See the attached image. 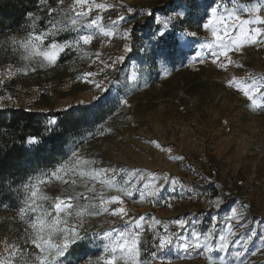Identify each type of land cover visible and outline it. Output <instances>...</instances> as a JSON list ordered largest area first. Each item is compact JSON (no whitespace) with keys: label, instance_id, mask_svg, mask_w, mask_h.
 Segmentation results:
<instances>
[{"label":"rangeland","instance_id":"rangeland-1","mask_svg":"<svg viewBox=\"0 0 264 264\" xmlns=\"http://www.w3.org/2000/svg\"><path fill=\"white\" fill-rule=\"evenodd\" d=\"M41 1L38 15L57 8L71 13L68 23L77 21L73 25L76 38L47 44L34 32L35 19L27 29L0 36V108L17 106L44 112L89 105L97 110L115 99L123 106L111 117L108 135L85 144L70 158L58 180L38 190L28 218L17 221L15 214L0 210V262L41 264L37 258L27 260L30 254L43 255L32 240L41 220L45 225L41 235L48 238V228L58 217L57 231L50 235L53 245L62 244L74 229L76 239L91 248L104 243L111 253L107 259L112 258L119 234L125 232L138 238V264H264V35L259 37L260 43L233 45L236 32L230 29L232 38L224 37L231 46L227 57L214 56L223 49L212 31L203 27L210 18L209 10L200 32L186 29L177 33L179 48L192 52L177 73L162 68L159 82L149 87L143 83L125 87V94L119 95L120 80L114 72L124 59L117 57L129 52L124 49L129 48L133 24L165 0H88L83 7L74 5V0ZM89 5L92 10L87 17L76 16ZM253 5L264 17L262 0H216L213 7L225 16L232 11L241 19H254L246 10ZM178 14L183 16L182 11L174 13ZM155 19L162 21L159 31L167 33L160 14L155 13ZM256 27L264 32V25L255 23L246 30ZM222 29L223 25L218 35L223 36ZM106 31L112 35L105 36ZM83 34H91L93 39L87 45H77L75 41ZM30 35L42 37L34 41L38 52L49 50L52 44L70 47L49 63L21 47ZM120 75L128 83L135 82L137 64L131 62ZM244 88L252 99L244 95ZM195 154L203 157V183L190 187L209 195L207 205L196 212L179 195L187 182L181 161ZM91 173L99 175L93 179ZM233 178L243 180L244 186L227 189V180ZM74 197L81 200L82 208L73 212ZM163 199L170 201L168 211L161 207ZM58 200L64 202L60 213L54 207ZM163 221L178 230L167 233L170 243L163 248L159 246L161 238L157 239L156 262H152L145 253L146 239ZM33 222L37 223L35 229ZM65 228L69 232L62 231ZM221 235L229 241L227 250L218 248ZM206 239L211 252L203 248ZM197 243L201 247H196ZM190 245L197 254L190 253ZM237 252L243 255L237 258ZM116 256L115 264H125L119 250ZM70 261L62 256L58 264H95L91 259Z\"/></svg>","mask_w":264,"mask_h":264},{"label":"trees","instance_id":"trees-1","mask_svg":"<svg viewBox=\"0 0 264 264\" xmlns=\"http://www.w3.org/2000/svg\"><path fill=\"white\" fill-rule=\"evenodd\" d=\"M215 3L213 0H165L149 15L136 21L130 32V51L114 72V77L120 80L118 94H125V87H140L141 83L149 87L159 82L162 68L177 73L192 54L179 48L177 33L186 29L200 32L209 15V5L213 7ZM41 8V0H0V36L27 29L35 19L34 32L42 35L47 44L76 38L74 26L68 23L71 17L68 10L57 8L38 15ZM177 11H182L183 16L174 15ZM155 13L160 14L168 26L164 44H158L154 36L162 22L155 19ZM131 62L137 64L138 78L128 83L120 73H126ZM88 106L44 112L17 106L0 108V210L15 214L17 221L28 218L31 206L38 199L31 197L32 186L36 185L38 192L58 180L70 158L85 144L110 133L111 117L123 105L115 99L104 109ZM30 137L37 142L29 145ZM57 169L61 170L56 173ZM80 202L78 198H72L70 208L73 212L82 208ZM110 256L104 243L97 242L91 248L82 239L69 244L63 255L66 261L91 259L95 264H103ZM36 258L32 254L27 256V260Z\"/></svg>","mask_w":264,"mask_h":264},{"label":"snow or ice","instance_id":"snow-or-ice-1","mask_svg":"<svg viewBox=\"0 0 264 264\" xmlns=\"http://www.w3.org/2000/svg\"><path fill=\"white\" fill-rule=\"evenodd\" d=\"M216 0H213V3H215ZM262 3H264V0H262ZM74 5L76 6H85L88 5V0H74ZM97 8L104 7L103 5H95ZM210 9V18H208L207 23L203 25L205 29H210L212 31L213 37L217 40L220 41V44L218 45L219 48L223 49L220 51L218 54L213 53L214 56H224L227 57L228 55V50L230 49V45L227 44L224 41V37H229L230 39L232 38V34L229 31L230 29L234 30L236 32V36L234 39H232V44L233 45H240L241 42L243 41H249L252 43H260L261 40L259 37L264 35V32L261 31L259 27L252 28L246 30V26L250 24H257V25H264V17L260 16L258 12L260 9L256 6L253 5L251 8L246 9L250 15L254 16V19H241L238 15H236L232 11H228L227 16L224 15V13H221L218 11V7H212L209 5ZM75 10V9H74ZM92 10V6L89 5L87 7L86 11H79L76 12L77 17H87L89 12ZM121 20L123 19L122 17L120 18ZM76 20H72V24H76ZM92 25L96 24V20H92L90 22ZM223 25V36L218 35V29L219 27ZM105 36H111L112 33L110 31L104 32ZM127 33H125V39L127 38ZM154 36L157 38L158 44H164L166 39H167V33L163 30L159 31L157 34H154ZM93 39V35L91 34H83L78 37V40L75 41V43L78 45L80 42L83 44L87 45L89 42ZM42 37L39 35L36 36H29V39L27 40L26 43H23L21 47L24 48L25 52L28 53L29 55H37L43 56V59L45 61H48L49 63H54L57 57V54L59 52H63L66 47H70V45H64V44H52L49 50L47 51H42L38 52L37 47L38 45L34 43V41H41ZM211 48L212 46L209 45ZM126 52L130 51V49L125 46L124 49ZM163 54V52H162ZM124 57H117V60H123ZM212 62L215 64L217 63V59H213ZM116 61H113V64H115ZM87 75H92L91 73ZM99 87V85H97ZM244 95L248 97V99H252V95L249 91V89L244 88ZM37 141L35 138H29L27 140V143L29 145L35 144ZM78 163H89L88 161H83ZM61 169H57L56 173H58ZM101 172L105 171L103 169L100 170ZM56 173H53L55 175ZM81 175H84V173H81ZM93 179L97 178L99 173H91ZM42 182V181H41ZM31 197L35 199L37 197V187L36 185L32 186V191H31ZM41 199H47V197H41ZM115 202V198H113V201ZM63 201L58 200L54 207L56 209L57 213H60L63 205ZM122 211V210H118ZM115 215L116 213H112ZM60 223L59 218L57 217L56 220H53L51 222V225L48 228L49 231V237L45 238L41 233L45 231V225L44 222L41 220L39 222V232L36 233L35 239L32 240V243L35 245L36 248L40 249L43 255L38 256L37 259L41 261V264H58V260L60 257H62L65 252L67 251L69 247L70 242H74L76 237L78 236V233L73 229L71 230V235L70 236H65L64 241L62 244H56L53 245L50 239L51 233L57 231L56 225ZM34 229L37 227V223L33 222L31 225ZM181 227H184L183 222L180 224ZM64 232H69V229L65 228L62 229ZM229 234L232 233L233 229L229 228L228 229ZM107 235V234H106ZM220 244L218 245V248L220 250H227L229 248V241L226 239L224 235H221L219 237ZM170 243V240L168 238H161L159 241V246L163 248L166 244ZM196 247H201L199 243L196 244ZM203 248L206 252H211L212 248L209 246L207 239L205 240V243L203 245ZM119 250L121 253V257L124 261L125 264H138V238L133 235V234H127L125 232H121L117 238V242L113 244L112 246V258L111 259H106V264H115V261L117 259L116 252ZM243 253L237 252L236 256L239 258ZM0 264H9L8 261H3L0 262ZM221 264H223V261H221Z\"/></svg>","mask_w":264,"mask_h":264},{"label":"built area","instance_id":"built-area-1","mask_svg":"<svg viewBox=\"0 0 264 264\" xmlns=\"http://www.w3.org/2000/svg\"><path fill=\"white\" fill-rule=\"evenodd\" d=\"M203 157L199 154L187 155L181 161L182 171L185 175V185L181 188L179 192L180 200L183 203L189 205L194 212L199 209L204 208L208 202V192L202 189L191 188L190 185L199 186L203 183ZM189 183V184H188ZM244 186V181L241 179L233 178L228 179L226 182L227 189L241 188ZM161 207L163 210L168 211L170 209V201L168 199H163L161 202ZM188 227L184 228V233ZM177 227L169 222L163 221L158 229L153 233L148 234L146 239V249L145 253L152 262H156V252L158 250L157 239L160 237H165L168 232H177ZM187 232V231H186ZM191 254H197V251L193 245L189 247Z\"/></svg>","mask_w":264,"mask_h":264}]
</instances>
